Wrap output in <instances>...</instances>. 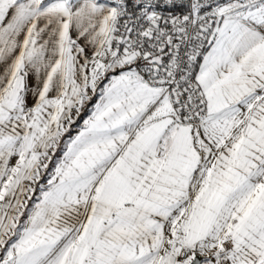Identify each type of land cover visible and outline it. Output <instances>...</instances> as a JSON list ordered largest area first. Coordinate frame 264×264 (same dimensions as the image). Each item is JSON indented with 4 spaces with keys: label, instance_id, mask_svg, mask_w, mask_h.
Returning a JSON list of instances; mask_svg holds the SVG:
<instances>
[{
    "label": "snow or ice",
    "instance_id": "6c2138e0",
    "mask_svg": "<svg viewBox=\"0 0 264 264\" xmlns=\"http://www.w3.org/2000/svg\"><path fill=\"white\" fill-rule=\"evenodd\" d=\"M0 264H264V0H0Z\"/></svg>",
    "mask_w": 264,
    "mask_h": 264
}]
</instances>
